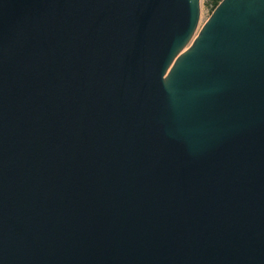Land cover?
<instances>
[{
    "label": "water",
    "instance_id": "1",
    "mask_svg": "<svg viewBox=\"0 0 264 264\" xmlns=\"http://www.w3.org/2000/svg\"><path fill=\"white\" fill-rule=\"evenodd\" d=\"M0 0V264H264V0Z\"/></svg>",
    "mask_w": 264,
    "mask_h": 264
},
{
    "label": "rangeland",
    "instance_id": "2",
    "mask_svg": "<svg viewBox=\"0 0 264 264\" xmlns=\"http://www.w3.org/2000/svg\"><path fill=\"white\" fill-rule=\"evenodd\" d=\"M212 12L211 8L207 7L205 4V0L201 1V21L199 29L206 23V21L210 18Z\"/></svg>",
    "mask_w": 264,
    "mask_h": 264
},
{
    "label": "trees",
    "instance_id": "3",
    "mask_svg": "<svg viewBox=\"0 0 264 264\" xmlns=\"http://www.w3.org/2000/svg\"><path fill=\"white\" fill-rule=\"evenodd\" d=\"M221 1L222 0H205V4L207 7L211 8V12H213Z\"/></svg>",
    "mask_w": 264,
    "mask_h": 264
}]
</instances>
